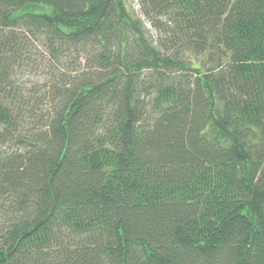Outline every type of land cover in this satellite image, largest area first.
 <instances>
[{"label": "trees", "instance_id": "obj_1", "mask_svg": "<svg viewBox=\"0 0 264 264\" xmlns=\"http://www.w3.org/2000/svg\"><path fill=\"white\" fill-rule=\"evenodd\" d=\"M0 264H264V0H0Z\"/></svg>", "mask_w": 264, "mask_h": 264}]
</instances>
